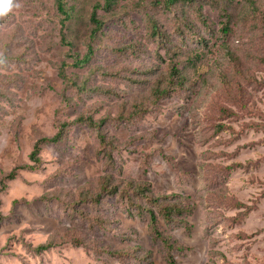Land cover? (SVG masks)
<instances>
[{
	"label": "rangeland",
	"instance_id": "obj_1",
	"mask_svg": "<svg viewBox=\"0 0 264 264\" xmlns=\"http://www.w3.org/2000/svg\"><path fill=\"white\" fill-rule=\"evenodd\" d=\"M71 1L66 35L80 56L93 5L107 17L91 64L67 70L86 88L59 74L70 60L54 0H13L0 16V181L33 165L34 143L81 114L107 118L115 166L85 124L42 145L41 167L19 171L0 195V264H168L145 208L189 249L173 253L177 264H264V0H193L172 11L116 0L109 13L105 0ZM172 68L182 84L165 80ZM107 175L189 212L167 223L143 197L87 202Z\"/></svg>",
	"mask_w": 264,
	"mask_h": 264
},
{
	"label": "trees",
	"instance_id": "obj_2",
	"mask_svg": "<svg viewBox=\"0 0 264 264\" xmlns=\"http://www.w3.org/2000/svg\"><path fill=\"white\" fill-rule=\"evenodd\" d=\"M193 0H152L151 5L153 4H159L165 7L166 9L172 11L174 6L178 2H191ZM56 10H57V18H58V24L60 26V35H61V42L69 47L68 50V58L69 62H63L60 65L59 68V74L64 79L66 86L68 87H87V82L81 81L79 82L80 77L75 76L72 77L67 74V70L69 68L74 69H82L84 67H87L91 64L94 53H95V46L98 38L100 37V34L102 33V30L106 24L107 17L99 16L97 14V10L101 8V5L99 3H96L93 5V11L90 15V27L87 30V39L88 42L86 43V53L83 56H80L78 53L73 52V43L70 39L67 38L66 30L68 28L69 23L73 20V18L77 15V6L74 2L71 0H54ZM116 3V0H105V3L103 5V8L106 9V11L109 13L112 6ZM153 29L157 30L156 23H153ZM181 75L179 74V71L176 68H172L169 71L168 78L166 77L170 84L172 85H179L182 84V80H178V78ZM178 80V81H177ZM79 82V84H78ZM157 84L161 85L160 82ZM92 91H100L103 94H107L108 92L113 93L112 90L106 87H94L91 88ZM165 92L160 91L159 86L154 90V93L156 95H159L161 93ZM107 122V118L102 117L100 119H95L93 116L88 114H81L78 116L74 121L71 123L63 122L59 125V131L50 138H40L34 143L33 151L30 155L31 161H33V165H20L16 166L13 170L8 172L4 175V177L0 181V195L6 190V181L14 180L18 177L19 171L21 170H37L42 165V159L40 157V151L42 148V145L46 143H56L62 140L65 136V134L68 132L69 128L72 124H85L89 126L90 128L97 130V137L99 141V145L101 147V152L106 159V162L108 166L114 167V156L113 152L116 150L115 145V137L108 136L104 132V126ZM120 182V183H119ZM143 183H135L133 181H118L115 180L111 175H107L103 179L101 178V181L99 183L98 190L96 191L95 195L89 196L86 195L84 198L87 200V202H94L100 204L103 198L107 196H113V195H121L122 197H126L132 206L136 205L133 196L137 197H143L147 200V202H150L152 205L158 206V209L160 210L159 215L166 221L167 223L173 222L176 218L175 217H181L182 215H185L187 210H189V207L187 205L180 204L179 202H176L174 204H163V202L160 200V197H154V195L150 192L147 185H142ZM1 202V198H0ZM147 215H148V224L149 229L151 232L152 239L156 242H159L165 252H166V258L168 264H177L173 253L175 251H185L189 250L187 247H183L181 245H178L175 241H172L170 236L165 234V232L162 230L159 222V216L156 214L154 209L152 208H145ZM4 219V216L0 212V220ZM183 224H186L184 221H180ZM189 230V229H188ZM53 245L52 243L43 244L40 245L37 250L38 251H44L49 248H51Z\"/></svg>",
	"mask_w": 264,
	"mask_h": 264
},
{
	"label": "clouds",
	"instance_id": "obj_3",
	"mask_svg": "<svg viewBox=\"0 0 264 264\" xmlns=\"http://www.w3.org/2000/svg\"><path fill=\"white\" fill-rule=\"evenodd\" d=\"M13 7V0H0V16L6 15Z\"/></svg>",
	"mask_w": 264,
	"mask_h": 264
}]
</instances>
